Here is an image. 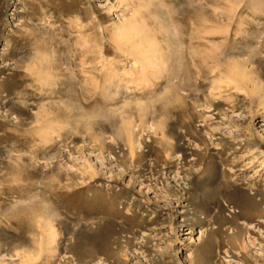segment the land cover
<instances>
[{
  "label": "rangeland",
  "instance_id": "374dc122",
  "mask_svg": "<svg viewBox=\"0 0 264 264\" xmlns=\"http://www.w3.org/2000/svg\"><path fill=\"white\" fill-rule=\"evenodd\" d=\"M168 3L140 81L131 7L0 0V264H264V0Z\"/></svg>",
  "mask_w": 264,
  "mask_h": 264
},
{
  "label": "bare ground",
  "instance_id": "6f19581e",
  "mask_svg": "<svg viewBox=\"0 0 264 264\" xmlns=\"http://www.w3.org/2000/svg\"><path fill=\"white\" fill-rule=\"evenodd\" d=\"M168 1L171 2V0H168ZM118 2L122 5H125V8L131 7L133 12L129 8L131 10L130 16H128V18L124 17L119 22V24L114 26V28L112 29L110 39H112V42H114V44L117 45V48H118V46L127 48L129 50L128 52H130V54L129 53H127V54H129V56L131 54L136 56V57H134V60H136L138 58V59H140L139 61L141 63V65H139V66H137L138 63H134L133 66L131 67L132 72L131 71L128 72L127 75L129 77L134 75L133 72L137 69V67H139L143 70V71L142 70L139 71V69H138L137 72H139V73H137V75L139 76V78L140 77L144 78L146 76L153 75V74L147 73L146 69H149V70L156 69L160 74H166V76L169 75V72L171 74V70L174 68L173 65L179 64L178 61L180 60V58L182 56V55H180V52H182V49L185 48L184 47L185 46V40L181 41L180 38L174 37V36L178 35V32H177V29H174V27L171 24L174 22V18L172 16V10H171L172 4L171 3L167 4V0H118ZM163 10L165 13V14L164 13L163 14L166 15V18H167V19H165V20H167L166 21L167 25H165V23H160L161 21L164 22V20H161V19H163V17H162L163 16V14H162ZM165 10H166V12H165ZM164 18H165V16H164ZM197 22H199V21H197ZM197 22H195L194 24H197ZM157 24H158V28L160 26L161 30H163V33H161V34L159 33L160 35H162L160 37L158 34L159 31L155 30V29L159 30L160 28L158 29L157 27H154V26H157ZM199 27H202V26L200 25ZM170 30L172 32H175L176 34L175 35L171 34L169 32ZM155 33H156V35H155ZM200 35H201V33H200ZM197 36H199V34ZM173 37H174V40H173ZM158 38L159 39L162 38V41H164V43H162V41H160L161 44L158 43V41H157ZM199 38H201V36H199ZM187 42H189V40H187ZM187 42H186V44H187ZM158 44H160V45L163 44V46H160ZM190 44L191 43L189 42L188 48H191ZM188 48H186L184 50H189ZM184 52H186V51H184ZM188 56L190 57V60H192L194 62V64H195V60L198 61V63L196 61V66H197V64L199 65V62H201V60L204 61L197 54L190 55L188 53ZM182 58H183V56H182ZM182 58L180 61H182ZM176 67H178V66H176ZM197 67H199V66H197ZM236 68L239 71L241 70L239 67H236ZM176 70H177V68H176ZM231 71H232V69H231ZM240 72H243V71L241 70ZM240 72L236 73L235 75L239 79H243V75H241ZM180 74L182 75V73H180ZM243 74H245V73H243ZM131 79H132V77H131ZM174 79L182 82L181 81L182 79L179 76L175 77ZM105 80H106V78H105ZM137 81H138V79H137ZM140 81H142L141 78H140ZM166 83H168V82H166ZM127 134H128V132H127ZM129 136L131 137V134ZM131 143L132 142H129V146H128L129 148L134 147V145H132L133 143L132 144Z\"/></svg>",
  "mask_w": 264,
  "mask_h": 264
}]
</instances>
